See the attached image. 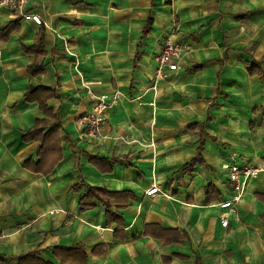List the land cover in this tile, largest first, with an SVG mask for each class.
I'll list each match as a JSON object with an SVG mask.
<instances>
[{
  "label": "crops",
  "instance_id": "0c3cea01",
  "mask_svg": "<svg viewBox=\"0 0 264 264\" xmlns=\"http://www.w3.org/2000/svg\"><path fill=\"white\" fill-rule=\"evenodd\" d=\"M30 10L43 26L0 10L1 264H264V0H30ZM168 38L183 51L153 91ZM36 88L54 95L56 119L38 93L24 100ZM114 91L92 140L78 118L90 94ZM38 122L45 140H24ZM230 157L260 169L232 212L216 207L231 194ZM152 185L161 193L147 197ZM90 188L131 195L113 209L123 227L102 206L80 211Z\"/></svg>",
  "mask_w": 264,
  "mask_h": 264
},
{
  "label": "built area",
  "instance_id": "2783aa9c",
  "mask_svg": "<svg viewBox=\"0 0 264 264\" xmlns=\"http://www.w3.org/2000/svg\"><path fill=\"white\" fill-rule=\"evenodd\" d=\"M1 9L7 10L15 20L20 19L29 21L36 26L44 25L42 19L30 10V0H0V10ZM182 51V45L173 42L170 38L165 40L163 48L156 58L157 66L154 72L153 91L156 90V84L159 81L167 79L171 73L177 70L178 59ZM88 94L90 93L88 92ZM90 96L93 99L92 110L78 118L77 124L78 127L85 131L86 135L93 140L97 139L101 131H103L105 114L110 108L117 104L120 94L114 91L98 95L90 94ZM150 146L153 145L150 143ZM230 159L231 165L228 171V181L231 186V194L229 198L218 203L216 207L232 212L241 200L247 183L258 177L260 169L247 165H237L233 157H230ZM160 193L157 185H152L148 191H146L145 195L151 197ZM228 223L229 222L224 219L220 221L221 227L223 228H225Z\"/></svg>",
  "mask_w": 264,
  "mask_h": 264
},
{
  "label": "trees",
  "instance_id": "16d2710c",
  "mask_svg": "<svg viewBox=\"0 0 264 264\" xmlns=\"http://www.w3.org/2000/svg\"><path fill=\"white\" fill-rule=\"evenodd\" d=\"M10 25H8V28L5 30V34L7 35L10 32ZM148 27L144 30V33H146ZM42 35H39L37 37V44L34 47H31V49L28 50V52H31L33 54L37 55H41L43 54V50H42ZM28 72L31 76H37L39 74L42 73V69L40 68V65L38 64H34L32 66H30L28 68ZM261 78L264 79V76H262L260 74ZM34 93H38V97L34 100V102H36L40 109L42 110V112L47 115L50 116L54 119H56L55 115H51V111L48 110V108L46 107V101L47 100H51L52 97H54V95L49 92L47 89H42V88H36V89H31L30 91L26 92V94L24 95V100L27 102H33L30 100V97L34 94ZM41 123H36L35 128L30 130L27 133H24V140L26 141H39V142H43L44 139V135L41 134V128L40 127ZM49 128H54V125H49ZM90 161H92L93 164H105L106 161L105 160H99L97 158H90ZM26 168L31 170V166L27 163ZM37 168H32V170H34L35 172H37L38 170H36ZM50 170H48L49 172ZM44 174H47V172H44ZM74 190L78 191V188H74ZM131 198V195L127 194V193H110L107 192L103 189L100 188H90L87 189V192L85 194V196H83L80 201H79V209L81 212H85L88 210H91L93 208H95L96 206H102L105 210L106 213V219H108V222L111 224L116 225V227H123V222L121 220V217L119 214H117V212H114L113 209L115 210H120V209H124L126 207L127 201ZM163 235L166 236L168 234H173V232H163ZM163 236V237H164ZM157 238L161 239L162 235H158ZM162 240V239H161ZM164 243H166L165 239L162 240ZM171 242H175L178 243L179 240L176 237H173L171 239ZM72 250L75 249H64L63 252H70ZM62 262H67V261H63ZM1 264V262H0ZM18 264H44L41 261L33 258L30 255L25 256L24 258L18 260ZM63 264V263H62ZM76 264V263H73Z\"/></svg>",
  "mask_w": 264,
  "mask_h": 264
}]
</instances>
